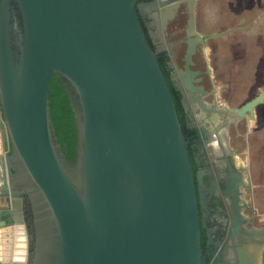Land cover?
<instances>
[{"label": "water", "instance_id": "obj_1", "mask_svg": "<svg viewBox=\"0 0 264 264\" xmlns=\"http://www.w3.org/2000/svg\"><path fill=\"white\" fill-rule=\"evenodd\" d=\"M139 1L0 0V264H27L22 216L34 192L55 221L54 264H203L188 140ZM161 4L165 19L178 1ZM54 73L76 111L79 184L52 125ZM263 103L261 88L239 107L208 111L255 120ZM17 159L35 188L18 190Z\"/></svg>", "mask_w": 264, "mask_h": 264}, {"label": "flooded vegetation", "instance_id": "obj_2", "mask_svg": "<svg viewBox=\"0 0 264 264\" xmlns=\"http://www.w3.org/2000/svg\"><path fill=\"white\" fill-rule=\"evenodd\" d=\"M161 1L140 0L137 10L154 51L166 62L173 85L182 94L186 112L182 127L195 175L203 264H264V201L255 192L256 187H264V181L256 183L251 173L252 161L259 162L264 170V135L255 133L252 140L248 137L262 130L264 103L257 107L255 120L250 116L227 120L225 114L210 115L208 111L239 107L264 88V72H246V77L241 78L234 52L238 31L250 30L263 15L242 25L238 20V0H177L178 5L164 19ZM215 5L216 17L211 14ZM223 31L226 32L201 39ZM192 42L196 50L188 59ZM240 90L254 94L238 102ZM59 152L70 177L79 184L80 144L75 163ZM15 164L22 184L18 190L35 188L22 161L17 159ZM222 185L226 189L235 187L237 194H226ZM22 217L28 230L26 263L54 264L55 221L41 193L26 195Z\"/></svg>", "mask_w": 264, "mask_h": 264}, {"label": "trees", "instance_id": "obj_3", "mask_svg": "<svg viewBox=\"0 0 264 264\" xmlns=\"http://www.w3.org/2000/svg\"><path fill=\"white\" fill-rule=\"evenodd\" d=\"M143 28L145 33H147L146 28L144 26ZM147 37L152 48L154 49L151 42L152 40L148 35ZM158 59L171 90L179 120L184 126L186 112L181 102L182 94L173 85L170 75V69L167 68L166 62L163 61L162 58L158 57ZM50 115L56 141L60 146V150L62 151L63 156L67 161L75 163L77 157V147L79 145L78 121L76 117V111L74 110L72 104V98L70 96L69 90L67 89V85L63 82L62 77H60L57 73L53 74L50 86Z\"/></svg>", "mask_w": 264, "mask_h": 264}, {"label": "crops", "instance_id": "obj_4", "mask_svg": "<svg viewBox=\"0 0 264 264\" xmlns=\"http://www.w3.org/2000/svg\"><path fill=\"white\" fill-rule=\"evenodd\" d=\"M237 8L238 20L242 25L263 15L250 30L238 31L234 52L236 67L241 78H244L246 72H264V0H238Z\"/></svg>", "mask_w": 264, "mask_h": 264}, {"label": "rangeland", "instance_id": "obj_5", "mask_svg": "<svg viewBox=\"0 0 264 264\" xmlns=\"http://www.w3.org/2000/svg\"><path fill=\"white\" fill-rule=\"evenodd\" d=\"M228 8L229 7L226 5V7H225V11L226 12H228ZM211 14H213L214 17L217 16V14H218V6L215 5L214 7H212ZM252 94H254V93H248L247 91H241V93L239 95L240 99L237 98V101L239 102L240 100L244 99L245 97H249ZM237 101H235L234 104H238ZM261 112H262V116H263V119H262V123L263 124H262V127H261L262 130H260L259 132L258 131H253L252 134H249L248 137H249L250 140H252V138L255 137L254 136L255 133H261V134L264 135V107L261 108ZM256 137H258L257 139H259V136H256ZM252 149L255 150V147H253ZM253 150H252L251 154L254 155V153H253L254 151ZM254 163L255 162H253V161L251 163L252 164V172H251L252 173V177L254 178V181L256 183L263 182L264 181V170L262 169L261 164L259 162H257V164H254ZM253 166H255V167H253ZM255 192H256V196L259 198V200L264 201V187H256L255 188Z\"/></svg>", "mask_w": 264, "mask_h": 264}]
</instances>
